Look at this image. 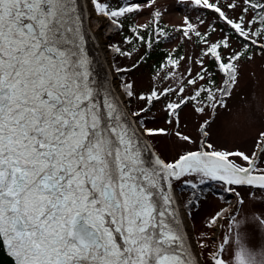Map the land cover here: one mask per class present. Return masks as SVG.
Listing matches in <instances>:
<instances>
[{
	"label": "snow or ice",
	"instance_id": "snow-or-ice-1",
	"mask_svg": "<svg viewBox=\"0 0 264 264\" xmlns=\"http://www.w3.org/2000/svg\"><path fill=\"white\" fill-rule=\"evenodd\" d=\"M186 2L194 18L184 17L175 30L198 54H169L159 75L167 86L153 83L138 93L134 82L114 87L99 78L87 42L89 19L123 31L141 4L0 0V245L14 264H201L180 219L174 182L197 189L207 178L235 198L231 212L222 209L208 224L219 243L229 240L246 203L238 189L254 190L260 195L250 199L264 202V87L247 71L255 87L241 89L248 65L259 59L264 70V0ZM162 15L156 9L150 24L128 26L123 43L130 51L109 47L130 59L138 44L152 48L167 40ZM128 99L143 106L129 111ZM157 103L163 127L151 126L158 124L149 118ZM185 110L196 121L195 137L181 130ZM253 127L251 151L217 148L210 139L227 144ZM167 137L196 150L167 162L150 143ZM254 216L257 231L264 229V212ZM226 247L209 253L208 264H220Z\"/></svg>",
	"mask_w": 264,
	"mask_h": 264
},
{
	"label": "rangeland",
	"instance_id": "rangeland-1",
	"mask_svg": "<svg viewBox=\"0 0 264 264\" xmlns=\"http://www.w3.org/2000/svg\"><path fill=\"white\" fill-rule=\"evenodd\" d=\"M117 0H112L113 5H116ZM122 2V0H121ZM141 4L139 14L131 17L138 25H144L152 22V13L159 9L163 12L162 17H159L161 24L167 26L180 27L184 22V17H193L194 12L192 7L186 2V0H156L155 5L150 4V0H132ZM90 26L93 33L99 40L100 48L103 49L108 64L111 66L114 72V82L117 84L121 81L134 82L136 91L147 92L153 83H156L158 87L162 88L167 86L169 82L159 80V75L167 71L164 69H154L153 60H143L137 67L131 68L136 61L141 57L143 49L139 48V52L134 53L132 58H125L118 56L109 47L112 44L121 46L124 50L130 51L131 49L123 43L121 31L111 27L106 21L97 25L93 19H89ZM219 37V33L212 37L213 40ZM177 43H181L183 49V56H193L198 54V48L194 44H189L182 41L181 33L178 31L175 37L170 38L164 43V47L169 50L173 49ZM130 68V72L116 73V68ZM187 67L185 62L181 63L179 68L180 72H184ZM247 71H254L256 78L260 80L261 87H264V70L261 68V62L259 59L252 65H248L245 70V76L241 80V89L250 90L255 87V80L247 77ZM153 77H157L156 81H153ZM127 105L129 111H137L141 105L135 99H128ZM162 105L160 103L155 104L151 110L149 118L153 116L157 119L158 124L151 126L163 127L164 113L161 111ZM184 116L183 123L187 125L182 127V131L191 134L193 137L197 135L195 131V120L189 119L187 116V110L182 114ZM257 134L255 127L250 128L243 136L237 138L234 141H230L227 144H223L222 141L217 140L214 136L211 142L216 144L217 148L226 147L230 150L240 148L241 150L251 151L254 149L253 137ZM153 144L157 154L164 158L167 162L173 161V158H178V153H182L184 150H196L195 145H178L171 137L158 138L155 141H150ZM230 159H234L231 158ZM241 161L236 160V163ZM193 182H197L196 177H189ZM174 189L178 194L184 209V215L186 217V233H191V239L193 246L192 250L196 254V257L201 261V264H208L209 253L213 252V256H217L218 253L215 249L218 247H224V243L227 244L224 251L225 259L220 264H264V229L257 231L255 220L258 217L254 216L255 212H264V202L257 199L253 202L250 197L255 195L259 197V193L254 192L248 188L238 189L243 195L246 203L240 210L239 220L232 222V227L228 229L230 233L229 240L223 243L220 241H214L211 237L217 236V233L213 232L208 226L211 218L222 209L226 210L225 214L232 211L235 207V198L229 197L224 191V187L220 183L209 184L206 192H204L201 198L199 193L203 187L199 185L197 189H192L190 186L185 185L183 180L174 182ZM213 185V186H212ZM227 200V202H225ZM192 201V205L188 202ZM186 205H188L186 207ZM190 213V215H189ZM220 240H222L223 233L219 234ZM200 245H206V247H200Z\"/></svg>",
	"mask_w": 264,
	"mask_h": 264
},
{
	"label": "trees",
	"instance_id": "trees-1",
	"mask_svg": "<svg viewBox=\"0 0 264 264\" xmlns=\"http://www.w3.org/2000/svg\"><path fill=\"white\" fill-rule=\"evenodd\" d=\"M150 23L151 22L146 23L144 25H147ZM125 25H126V27L123 29V31L120 30L122 38H124V36H126V35H131L128 26L138 25V24H136L135 21L132 20V18H130L129 20L125 21ZM161 25L165 27V31L168 34L169 38L167 40H169L170 38L175 37L177 35L178 31H176L175 29H178V27L172 26V25L167 26L164 24H161ZM141 32L143 34H145L146 37L150 35L144 29H141ZM167 40H164L163 38H161L160 41L158 43H155L152 48H147L146 46L138 44L137 47L143 49V53L141 55V57H143V59H141V57H140L136 61L135 64L139 65L141 63V61H143V60H147V61L153 60L154 61L153 62V68L154 69L158 70V69L167 68V65L170 64V61L168 60L169 54H171L173 58L181 56L184 54L181 43H177L176 46L171 50H169L168 48H165L164 43ZM126 46L131 49V46H129V45H126ZM174 49H175V51H173ZM209 67H210V65H209Z\"/></svg>",
	"mask_w": 264,
	"mask_h": 264
},
{
	"label": "water",
	"instance_id": "water-1",
	"mask_svg": "<svg viewBox=\"0 0 264 264\" xmlns=\"http://www.w3.org/2000/svg\"><path fill=\"white\" fill-rule=\"evenodd\" d=\"M88 28H89V39L87 42V50L89 52L90 58L94 61L93 69L96 73H99V78L101 79L106 78L108 81L112 82V78L110 76L111 70L108 61L104 53L100 49L99 43L96 39V35L92 31L89 21H88ZM0 264H14L13 259L8 256L6 249L3 251L2 245H0Z\"/></svg>",
	"mask_w": 264,
	"mask_h": 264
},
{
	"label": "bare ground",
	"instance_id": "bare-ground-1",
	"mask_svg": "<svg viewBox=\"0 0 264 264\" xmlns=\"http://www.w3.org/2000/svg\"><path fill=\"white\" fill-rule=\"evenodd\" d=\"M97 37V36H96ZM98 41V43H99V40H97ZM99 46H100V44H99ZM101 49V51L102 52H104L103 51V49L102 48H100ZM105 53V52H104ZM105 55V54H104ZM109 67H110V70H111V74H110V76H111V78H112V83H113V86L115 87V85L117 84L116 82H114V72L112 71V69H111V66L109 65ZM174 196H175V198H176V201H177V207L179 208V210H180V219H181V222H182V224L184 225V227L185 228H187L186 227V217H185V215H184V209H183V205H182V202H181V200H180V198H179V196H178V194H174ZM191 233H187V236H188V239H189V244L190 245H192L193 246V244H192V242L190 241V239H191V235H190ZM192 248V247H191Z\"/></svg>",
	"mask_w": 264,
	"mask_h": 264
}]
</instances>
